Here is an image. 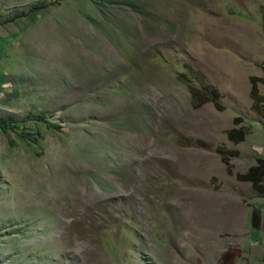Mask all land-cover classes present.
<instances>
[{
    "label": "rangeland",
    "instance_id": "rangeland-1",
    "mask_svg": "<svg viewBox=\"0 0 264 264\" xmlns=\"http://www.w3.org/2000/svg\"><path fill=\"white\" fill-rule=\"evenodd\" d=\"M252 77L264 98V0H0V264H264Z\"/></svg>",
    "mask_w": 264,
    "mask_h": 264
},
{
    "label": "trees",
    "instance_id": "trees-1",
    "mask_svg": "<svg viewBox=\"0 0 264 264\" xmlns=\"http://www.w3.org/2000/svg\"><path fill=\"white\" fill-rule=\"evenodd\" d=\"M45 5L41 4L39 6H34L32 8L33 12H36L40 9H44ZM20 16L14 14L9 18L7 22H12ZM185 72L178 74L177 78L186 84L190 98L191 106L193 109H198L206 103H212L215 109L219 112H222L225 108L221 102L222 94L218 92L211 84H209L205 76L197 69L191 68L190 65H184ZM262 79L252 77L250 79L251 89L250 97L253 101V104L258 106L264 102V98L259 94L257 84L261 82ZM35 120L39 122H46L49 126L54 128H59L55 126L50 120H47L44 114H38L35 116H27L26 119ZM240 120L236 119L234 125H239ZM16 126L14 122L8 118H0V129L3 132L8 130L15 129ZM247 130L244 127L232 128L227 130L226 137L229 141L233 143H239L244 140ZM28 137V134H23ZM38 135V134H37ZM34 141V140H32ZM195 145L208 148L209 146L201 141L196 140ZM215 152L219 155L221 162L225 165L226 171L228 174H231L232 165L230 164V157L234 156V153L227 152L224 148H217ZM236 179L241 182H248L251 185L252 190L256 193L257 196L264 195V159L257 157L256 164L247 169L244 173H237ZM261 214L258 208L252 207L250 214V225L253 229H258L260 227ZM264 259V257H263Z\"/></svg>",
    "mask_w": 264,
    "mask_h": 264
}]
</instances>
